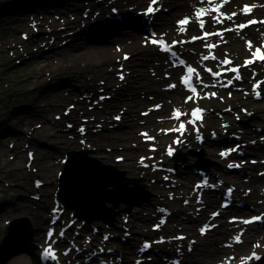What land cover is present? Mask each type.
Returning <instances> with one entry per match:
<instances>
[{
    "label": "rangeland",
    "instance_id": "374dc122",
    "mask_svg": "<svg viewBox=\"0 0 264 264\" xmlns=\"http://www.w3.org/2000/svg\"><path fill=\"white\" fill-rule=\"evenodd\" d=\"M41 1L43 4L40 3ZM148 1L119 0L118 6L131 8V11L135 12V9H143ZM0 2L3 3L0 4V244L3 246L0 248V254H4L5 257L9 254L3 264L39 263L40 248L37 246L33 249L31 240L39 243L38 234L46 233L51 208L59 199L57 195L59 174L63 169L66 153L71 150L89 149L92 151L90 152L92 156L106 164L114 165L117 169L124 170L127 176L143 178L142 182L150 197L158 201H160L159 198L161 200L165 197L170 198V204L161 202L159 207L156 206L159 210L163 207L173 210V215L164 223L170 231L167 233L168 236L175 239L180 237L179 234L186 235L180 224L193 223L194 221L189 220H192L194 216L198 218L197 222L193 223L195 233L198 234L201 222H206L203 213H199L200 206L187 208L179 199L180 188L187 186L190 188L199 179V176L196 179L194 177L189 179L187 174L183 173L185 167L188 168V173H194L195 167L190 165L196 162L198 155H194L191 151H204V157L210 161L209 173L214 180L213 171L220 175L217 173L218 169H213L215 163L219 164L215 158L219 155L220 148L232 145L242 134L246 135L250 143L256 140L260 145L263 144L261 138L264 132L258 133L257 128L264 129V97L255 99V92L251 86L258 77H264V62L258 68L256 64L242 68L246 73V79L240 85L236 84L237 88L242 87L241 90L232 87L225 89L217 82L218 87H208L203 89L200 95L193 96L178 84V76L182 73V68L177 67L178 71L171 69L170 57L164 53L159 55L157 47L149 43V27L144 29L145 38H137L135 33L139 27L135 25L131 26L132 28L126 27L127 24L122 20L113 22L114 25L122 26L125 32L124 39L123 41L117 39L119 36L115 34L109 35L110 38L104 42L105 50L100 47L103 45L86 46L81 44L80 40L62 45L63 40L67 39V33L75 26L82 25L84 21L102 20L109 14L115 19L116 14L111 10L110 5L106 7V3L102 5L106 8L102 16V13L100 15L96 13L98 8L86 9L89 5L88 1L86 3L82 0H69L67 4L62 3L65 6L59 7H54L53 2L48 3L47 0H0ZM23 2L28 5L27 11L22 8ZM198 3L199 0H159L157 5H160L161 12L155 19L156 26H154L159 35L163 34L169 40H180L182 44L179 48L190 62L201 61L204 65H211L217 69L221 66L222 57L231 55L235 62L242 63L245 56H251L253 49L264 42V26L260 23L243 30L234 29L226 33L224 38L214 37L210 40L223 42L214 50L213 60L204 61L202 56L210 50L208 51L205 47L208 40L200 39V23L198 19H195ZM243 3L258 5L252 8L250 13H245L242 10ZM207 4L208 8L210 4ZM230 4L235 6L230 7ZM66 5L76 7V12L68 13ZM224 7V10L229 11V21L220 23L215 20L217 23L211 25L210 21L214 20L211 16H207L204 17L205 29L233 26L251 16L264 17V0H230ZM234 8L241 12L238 13ZM38 10L44 12L37 17ZM50 10L53 11L45 12ZM124 13L127 15L125 11ZM137 16L142 17V15ZM184 16H191L192 20L184 31L179 33L178 19ZM107 26L109 29H106L109 31L114 28L110 24ZM112 26L113 28L110 29ZM107 30H105L106 33ZM111 32L115 33V31ZM248 38L254 42V46L250 48L245 43V39ZM49 46L54 48L51 49ZM124 53L130 54V57L125 58ZM111 54H113L112 57L117 56L121 64L114 66L112 62L106 60ZM156 68L160 69L158 75L162 78L155 75ZM257 69L261 70V74L253 77L252 74ZM121 73H124V76ZM165 74L171 76L165 77ZM60 78L62 80L70 78V81L80 83L73 80V78H79L82 84L86 83V80H91L93 86L91 88L95 90V95L92 96L86 89L69 92L65 90V86L58 87L57 81ZM102 81L105 82L104 85ZM204 83L208 84L209 81L205 80ZM174 84H176L175 87H169ZM259 88L264 92V80ZM98 89H106V91L100 92L97 91ZM163 89L167 90V95H159V91ZM212 90L218 91L219 95L217 97L205 95V93H212ZM113 94L121 100L119 105H115L113 98L110 97ZM101 95L106 97L98 101ZM171 95H181L187 102L184 105L176 104L170 101ZM189 96L191 99H188ZM80 97H85L84 100L91 102L85 105L79 99ZM93 103H99L101 106L98 107L97 104L94 106ZM196 104L206 109L205 118L198 123L201 133L205 136V142L198 143L197 133L194 132L193 126H189L181 144L178 145V151H180L178 159L171 157L172 155L167 154L168 143L173 145L174 138L177 136L169 135L167 129L178 125V120L172 118L174 109L189 114L191 107ZM144 110H149V113L143 115ZM117 115L121 118L116 119ZM56 122H58L57 127L53 126ZM214 133L221 137V140L215 144L212 142ZM228 133L232 134L231 137L222 139ZM71 135L76 136L74 138ZM148 135L154 136V140H144V137ZM238 142L240 141L236 143ZM250 151L253 154L251 157L237 158L236 153H233L231 160L227 159L220 165L227 169V165L235 158L238 162L248 161L246 167H243L245 173L241 191L248 196L247 201H250L251 206L247 208L248 211L241 212L244 215L252 213L254 211L252 208H257L252 203L256 198V192H259L264 199V177L259 175V172L264 170V165L260 163L264 158V151L262 149ZM250 159L256 160L257 163L250 162ZM135 166L139 172L131 173L130 169ZM229 175H233V172ZM249 178H254V181ZM35 179L41 180L43 185L35 186ZM218 181L221 182V177ZM157 183L161 185L162 190L157 189ZM219 187L222 188L220 185ZM32 193H40L41 199L31 197ZM218 197L219 195H213L211 191L204 196L209 203H213L207 208L205 215H210L214 209L220 207ZM3 202L7 203L3 204ZM134 202L131 211L126 209V203L121 202L117 208L120 213L115 216L113 223L117 225L126 219L130 221V225L133 221L140 226L145 224L143 229L151 231L155 223H152L154 219L148 214L153 206L148 203L140 206L136 203L137 199ZM181 206L184 211L178 212L177 216L174 209H179ZM61 207H64L62 203ZM194 211L197 215L193 213ZM234 211L233 207L222 211L221 216L217 218V223L227 221ZM67 217H73L71 218L73 220L76 217L75 211L68 207L64 215L65 219ZM148 217L151 219L144 222ZM158 219H161V215ZM237 222L243 225V221ZM59 225L63 226V224ZM77 225L86 226L85 229L82 226L76 234ZM96 228L98 230L96 234H93ZM219 229L221 226H215L207 234L198 235L201 244L197 243L196 246L190 244L186 236L178 239V243L175 242L174 245L168 243L166 249L188 252L189 264H215L219 258H210L203 253L213 248L204 242H213V239L224 240V236L219 234L222 232ZM135 230L137 229L123 227L119 233L124 235L130 231L133 240L140 238L135 234ZM181 230L184 232H179ZM139 231L147 237L150 236L146 232ZM68 233V239L76 235L80 241L86 242L91 239L98 240L103 237V233L108 234L109 227L103 220L88 222L81 218L72 225ZM262 233L261 241L255 240L250 243L251 247L259 246L258 249L264 252V229ZM97 236L99 238H95ZM57 237H59L58 232ZM231 239L235 238L229 236L227 241H232ZM93 243L97 244V241ZM71 244L72 241L66 240L64 245L66 247ZM112 245H116L120 252L129 253L119 242L118 244L113 242ZM138 246L142 245L136 241L135 251L138 250ZM189 246H192V251H189ZM249 249L245 251V254ZM231 256L234 257V255ZM165 258L166 262L170 261V255ZM163 261L164 259L161 262ZM132 263L133 258L129 257L127 264ZM182 264L185 263L182 262Z\"/></svg>",
    "mask_w": 264,
    "mask_h": 264
},
{
    "label": "bare ground",
    "instance_id": "6f19581e",
    "mask_svg": "<svg viewBox=\"0 0 264 264\" xmlns=\"http://www.w3.org/2000/svg\"><path fill=\"white\" fill-rule=\"evenodd\" d=\"M82 1L86 2V3L88 1L87 4H89V5L86 8L88 10H93L94 8H99V9L103 10L104 8L102 7V5L105 4V3H106V7H108L110 5V8L114 7V6H118V4L120 3L119 0H110V1L109 0H82ZM47 2L48 3L53 2V6L54 7H59L61 5L65 6L63 4H67L69 2V0H47ZM93 2H96V3H93ZM251 2H254V1H251ZM40 3L43 4L42 1ZM22 4H23L22 5L23 10L27 11L29 9L27 3L23 2ZM198 4H199V7L197 8V10H199V12L204 11L205 13H207V16H211V17H213L214 14H216V12L211 14L210 11L205 8L206 5H207V2H205V0L204 1L203 0H199ZM258 4H260V2H258ZM49 6H51V5L49 4ZM234 6H235L234 4H230V7H234ZM30 7H31V5H30ZM75 8H72L71 6L66 5V9H67L68 13H71V12L75 13L76 12ZM234 10H238V12H240V10L237 9V8H234ZM51 11H53V10L45 11V12L47 13V12H51ZM43 12H40L38 10V13L36 14V16L38 17L39 15L43 14ZM143 12L145 13V11H143ZM160 12H161L160 10L154 11V14L147 15L146 19H143V17L139 18L137 15L129 14V16H127L126 19H125V23L127 24L126 27H128V26L131 27V26H134V25L136 27H139V29L136 31L137 33H135V37H137V38L138 37H144L145 38V35H144V34H146V32H144L145 27H153L154 28V26H156L155 19L158 17ZM84 14H85V12H84ZM151 17H152V19H151ZM89 19H91V18H89ZM195 19H198V18L195 16ZM215 20L219 21V18H217ZM215 20L214 21L211 20L210 24L216 23ZM113 22H117V19L108 17L106 19V21H102L100 19L89 21V22H88V20L84 21L82 25L80 24L78 26H75L73 30H71L70 32L67 33V39L63 40L62 45L66 44V43H70L71 41L80 40L81 44L86 45V46L98 47L100 45H103V46H100V47L104 48V50H105V46L106 45H104V42L106 41V39L110 38L109 35L115 34V35L119 36L117 39L122 40V41L124 39L123 38L124 37L123 34L125 32L122 29V26L120 27L118 25H114ZM108 24L114 26V28H113V26L110 27V29L113 28L110 31L106 29V28L109 29V27L107 26ZM30 25H32L31 22H30ZM221 27H224V26H221ZM103 28L105 30H107L108 32L106 33L105 30L103 31ZM179 29H180V27H179V24H178L177 25V30H178L179 33H181V31H179ZM111 31H115V33H112ZM109 32H111V33H109ZM162 36L164 37L163 34H162ZM49 47L51 49L54 48L53 46H49ZM58 48H60V46H58ZM112 55L113 54H111V56H108L106 58V60L112 62V64L114 66L117 65L118 63L121 64L120 59L117 56L112 57ZM212 60H213V57L209 56L208 61H212ZM157 63H161V62H157ZM159 65H161V64H159ZM167 68H169V66ZM171 69H174V71H178V69H175L173 67H171ZM163 70H165V69H163ZM162 71H161V73H162ZM165 71H169V70H165ZM158 73H160V69L156 68L155 69V75L159 76V78H162L161 75H158ZM173 73H175V72H173ZM173 75H175V74H173ZM164 76L165 77H170L171 75L168 76L167 74H165ZM73 80L78 81L80 83H74V81H70V78L69 79H65V80H62V78H60L59 81H57L58 87H64L65 86V90L67 89V91H69V92H71V91L78 92V91H80L82 89H86V90L90 91V94L92 96L95 95V90L91 88V87H93L92 84H91V80H88V81L86 80V83H83V84L81 82L82 80L79 79V78H75V79L73 78ZM211 82H212V80H211ZM101 83H103V85L105 84V82H103V81ZM97 91L104 92V91H106V89H98ZM159 93H160L159 95H167V90L163 89L162 91H159ZM110 97L113 98L112 100H113L115 105H119V103L121 102V100L115 94L110 95ZM169 98H170V101H172V102H174L176 104L184 105L185 102H187L185 99H183V97L181 95H179V96L178 95L177 96L171 95V96H169ZM79 99L85 105H86V103L91 102V101H88V100H84V97H80ZM98 101H102V100L98 99ZM96 104L97 103H93L94 106ZM94 106H91V107L94 108ZM97 106L100 107L101 105L98 103ZM27 107L28 106H26V108ZM63 116L65 117V115H63ZM204 118L205 117H203L201 119V121H203ZM182 119H186L185 115H183V117L180 120H182ZM57 125H58V122L53 124V126H56V127H57ZM171 134H175L174 136H178L179 135V134H177L175 132H172L169 135H171ZM231 135H232L231 133L225 134L224 137H222V139H229L231 137ZM71 136L75 138L76 135H71ZM241 137H242L241 139H244L243 146L245 147L247 152L250 153L251 152L250 150H255V149H262L264 151V149H263L264 145L263 144L260 145L259 143L258 144L255 143L256 140L253 143L252 142L250 143V140L245 135H241ZM74 138H73V141H74ZM237 141H239V140H237ZM237 141H235L234 144ZM212 142H213V144H215V143H217L219 141L212 140ZM168 144H169V148H173L174 150H178V146L174 145V143H173V145L172 144L170 145V143H168ZM215 159L219 162V164L215 163L214 164L215 167L213 169H215V170L218 169L217 173H219L220 175H217L216 171L215 172L213 171V173H214V176H213L214 180H212L213 184L214 183H219L218 179H220V177L222 179V177H223V181L226 184H229L230 186H234L236 188V196L237 197H239L240 199H243V200H247L248 196L244 192L241 191V187L243 185L242 183H244V181H242V179H244V176L241 173L238 172L239 170H229V169L222 168L220 165H222V163L225 161V158H222L220 155L216 156ZM236 160H238V159H236ZM236 160L233 159V161H236ZM250 162H251V159H250ZM244 163H246V165H247L248 161L245 160ZM194 164L190 165V166L193 167ZM238 164H241V162H239ZM174 168H176V167H174ZM210 169H209V171H210ZM130 170H131V173L139 172V170H137V166L131 168ZM187 171H188V168L185 167V171L183 173H186L187 177L189 179H191L193 177H194V179H196L199 176L198 173L194 172V173L191 174V173H188ZM232 172H233V175H229ZM136 178H138V177H136ZM140 179H142V181H144L143 178H140ZM199 180H201V177H199V179H197L196 181H199ZM249 180L254 181V178H251V179L249 178ZM142 181H141V183L143 184ZM133 184L134 183H131V185H133ZM221 184H223V182H221ZM251 184H253V183H251ZM35 186H38V185H35ZM38 187H40V186H38ZM158 188L161 189V185L159 183H157V189ZM198 190H200V189H198ZM198 190H196L193 187V185L190 188L188 186L186 188H182V189L180 188L181 197L179 199L181 200L182 205L187 207V208L191 207V206H194L195 208H196V206H200L198 208V210H199V213H203V215L205 217L204 220L209 222V223H217V218L212 217L211 214L210 215H205L207 208L209 206H212L213 203L212 202L209 203L203 197L200 200H198L197 199ZM220 190L221 189L219 187H216V189L212 190L211 193H213V195H220ZM209 192H210V190H209ZM175 198L177 199L178 197H175ZM159 200L160 201H158L157 199L152 198V196L151 197L149 196L147 199H145L142 203L139 204L140 206H143L144 203H148V204H151L153 206V208L151 207L152 208L151 212H149L148 215H150L149 217H152V219H154V221H152V223H157L158 226L155 227V228H152L151 231H149V229L148 230H146V229L144 230L143 229L145 224H142L140 226V225L136 224V222L133 221V224L130 225L129 224L130 221H126V219H125V221L123 220V222H119L117 225H115L114 223L112 225H108L109 233H108V239L107 240H105L104 237H100V238L98 236L95 237V238H99L98 240L100 241V245H105V244L107 245V247H105V249H108L109 247L116 246V245H112L113 242L117 243V244L119 242V244H122L123 247H126V249H127V251L129 253H126V251L125 252L123 251L125 254H122L120 251L116 250L115 248H113L112 252H110V253L107 252L106 250L104 252H100V250L98 248L99 255H97L95 258L94 257H92V258L89 257V251L88 250L83 251L82 255L85 256V257H89L88 260H89V262L91 264H96L100 260L99 256H103V258L109 257L111 260L116 261V264H127L128 261H129V257H130V259L131 258H133V259H138V258L145 259V255L150 253L154 257L153 260L151 262L148 261V260H145L144 262H142V264H166V258L165 257L167 255H170V254H176L177 255L179 253L181 256L183 255V262L185 264H189L190 259H187L188 258L187 257L188 256V252L180 253L177 250L176 251H169L168 248L166 249V247L169 245L168 243H170V245H174L175 242L178 243L179 240L176 239V238L174 239L171 236H168L167 233L170 232V231L165 227L164 223L162 225L160 224V221H161L160 219L157 220V218H159V215H161V217H162L165 213H164V211L161 212L159 209H157L156 206L159 207L161 202L164 203V204H170L169 201H171L170 198H168V197H165L164 200H161L159 198ZM248 202L249 203H247V206H245L243 208L234 206L233 210L237 211L238 213H240L242 211H248L247 208L251 206L250 201H248ZM6 203L7 202H3V204H6ZM252 203H254L253 205L255 207H257V208H255L256 210L259 209V211H258L259 213L263 212V214H264V199L261 198V195L259 194V192H256V198H254ZM204 204L206 205V207H205ZM162 206H164V205H162ZM182 208L183 207L181 206L179 209H174L175 210V214H177V216H178V212H180L181 210L184 211V208L183 209ZM129 211H131V210H129ZM193 213L197 215L196 211H194ZM253 214H255V213H251V214L247 215L246 217H249V216H251ZM149 217L144 222H147V220H150L151 218H149ZM190 217L192 219V215ZM71 218H73V217H71ZM71 218L67 217L65 219L66 222H69L71 220ZM197 219H196V216H194V218L192 220H189V221H194L195 222ZM193 223H181L180 225H182L181 228H183L185 230V233H186V236L188 237L189 243L196 246V244L199 243V238H200V237L198 238L197 236L198 235L200 236L202 234L200 232L198 234L195 233V229H194L195 225ZM85 226L86 225L83 226V229H85ZM115 226H117V227H115ZM201 226H202V224H201ZM216 226L217 227L221 226V229H219V230H221L223 233L219 232V234L224 236V240L223 239H217V240L213 239V242L205 241L204 242L205 244L207 243V245H210V247H213V248H209L206 252H203V253H205V255H207L210 258H219L218 261L228 260V261H230L233 264H251V263L255 262L254 260L251 259V260H247L244 263L243 259L246 257V255L249 254L250 251L258 250L257 247H251V243L250 242L255 241V240L261 241L263 239L262 238V236H263L262 230L264 229V225H251V226H248V227H244L243 225L238 224L237 222L236 223L235 222H231L228 219L225 222L221 221L219 224L217 223ZM80 227H82V225ZM123 227L125 229L126 228L127 229H129V228L137 229V230H135V234H137L141 239L140 238H134L132 240L131 239L132 235H128V234L120 235V233H119L120 229L123 228ZM138 229L141 230L142 232L148 233V235H150V236H148L149 238L147 236H145L144 234H141V232ZM179 232H184V231L181 230ZM67 233H68V231H66L65 235H63V236H61L59 234V238H58L59 242L58 243H60L61 247L64 246V243H65L66 240L67 241L70 240L73 243H77V244L81 243L80 238H78V236H76V235L73 236V237H70V239H68V234L69 233L68 234ZM93 234H96V232H93ZM160 236L165 237V240L157 242V241H155L153 239L155 237L159 238ZM229 236H231L232 238H235V239H231L232 241H227ZM38 237H39L40 241H43V240L45 241L46 240V233L44 235H43V233H39ZM32 241L33 240H31V246L33 247V249L37 248V246L38 247H45L46 246L43 243L40 244L39 241H38L39 243H37V242L33 243ZM136 241H139L140 244L143 241L152 242V243H150L149 249L146 250V252L143 254L144 256H142V257L138 253L139 250L135 251V243H136ZM153 242H155V243H153ZM199 244H201V242ZM1 247H3L2 244H0V248ZM153 248H157V251L152 250ZM248 248H250V249H249L248 253L245 254V251ZM34 252H35V250H34ZM69 254H70V256L74 255V257L82 256L80 253H76L75 250H71L69 252ZM129 254H130V256H129ZM231 255H234V257H232ZM7 256L5 257L4 254H0V264H3L6 261ZM163 259H164V261L161 262ZM261 262H262V264H264V257L262 258ZM37 264H39V263H37Z\"/></svg>",
    "mask_w": 264,
    "mask_h": 264
},
{
    "label": "water",
    "instance_id": "95a60500",
    "mask_svg": "<svg viewBox=\"0 0 264 264\" xmlns=\"http://www.w3.org/2000/svg\"><path fill=\"white\" fill-rule=\"evenodd\" d=\"M117 9L122 13L131 10L128 7ZM90 152L89 149H80L66 153L57 194L65 207L75 210L77 217L113 224L115 216L120 213L117 208L121 202L126 203V209L130 210L135 199L140 204L149 197V193L140 177H129L124 170L104 163ZM193 153L199 155L194 166L208 169L203 152Z\"/></svg>",
    "mask_w": 264,
    "mask_h": 264
},
{
    "label": "snow or ice",
    "instance_id": "6c2138e0",
    "mask_svg": "<svg viewBox=\"0 0 264 264\" xmlns=\"http://www.w3.org/2000/svg\"><path fill=\"white\" fill-rule=\"evenodd\" d=\"M205 2H207V0H205ZM151 3H152V4H156V3H157V0H151ZM157 10H158V9H157ZM149 14H154V9H153V7H151V6H149V7L146 9V12L143 13V15H149ZM178 23H179V24H185V25H186V24L188 23V20H187V19H183V20H180ZM250 23H251V22H250ZM201 27H203V25H201ZM240 27L242 28V27H244V25H240ZM179 31L183 32L184 29H183V28H180ZM205 35H208V34L206 33ZM150 36L152 37L151 42H152L153 44H155V43H156L155 33H151ZM172 55L175 56L176 53L173 52ZM253 55H254V56H257V55H258L260 60H264V54H260V50H259V49H257L256 52L253 53ZM125 58H126V57H125ZM203 59L207 60L208 57L205 56V57H203ZM180 63L183 64L184 61L181 60ZM187 71H188V74H189V77H190L191 74L193 73V69H192L191 67H189ZM213 75H214V77H215V76H217L218 74H213ZM121 78H123V77H121ZM240 78H241V77H240V75H239V72L237 71V74H236L231 80H227L226 82H224V81H220V85H221L222 87H230V86H232V84H233V80H239ZM183 83L185 84L186 88L189 89V90H190L191 92H193V93L196 92L197 87H200L201 90H203V89H206V88H208V87H210V86H211V87H214V86H215V84H213V85L204 84L203 81L199 78V75H198V74H197V79H196V83H195V84H193V83L190 81V79H187V78L183 80ZM169 87H175V85H170ZM253 91L255 92L257 98H259V96H260V92L256 89V87L253 88ZM205 95H212V96H215V93H210V94H209V93H205ZM101 99H102V98H101ZM188 99H191V96H189ZM199 112H200L199 109H195V110H193L192 113L190 114L189 119H188L187 121H181V122H180V124H179V129H172V130H170V131L185 130V129H186V125H188V124L195 125V124H196V121L199 120V119H201V117L197 115V113H199ZM174 115H176V118L179 119V115H177V114H174ZM185 115H188V114L185 113ZM115 118H116V119H120L119 116H117V117H115ZM224 127H227V126H224ZM81 131H83V129H81ZM179 142H180L179 140L175 141V143H179ZM240 147H241L240 145H235V146H233L231 149H229L228 151H221V152L219 153V155H220L221 157L227 158V156H228L231 152H237V153H238V150H239ZM167 154H168L169 156H171V155L173 154L171 148L168 149ZM253 163H255V161H253ZM228 167H229L230 169H232L233 167L239 168V167H241V164L233 165L232 163H229V164H228ZM165 179H167V177H165ZM205 183H207V181H205ZM198 187H202V185H198ZM231 191H232V190L229 189L228 192L226 193V196L230 195ZM222 206H227V205L225 204V205H222ZM160 211L163 212L164 210L161 209ZM234 219H235V218H234ZM256 219H258V218H253V221H255ZM244 222H245V223H248V222H252V221H244ZM163 223H164V221L161 220V221H160V224L162 225ZM47 235H48L49 238H51L52 235H53V233H52L51 231H49V233H48ZM60 235L63 236L64 233L61 232ZM104 239L107 240L108 237L106 236V237H104ZM176 239H182V237H176ZM54 243H55V241H52V244H54ZM153 243H155V242H153ZM52 244H49V246H48L47 248L43 249V251H42V259H53V258H54V257L51 256V253H52ZM149 247H150V245L146 242V243H144V244L142 245L140 251H145V250L149 249ZM254 258L259 259L260 257H259V256H255ZM149 259H150V257H149Z\"/></svg>",
    "mask_w": 264,
    "mask_h": 264
}]
</instances>
